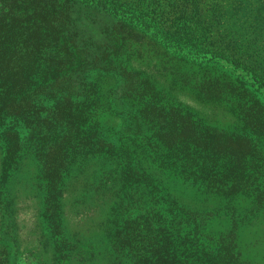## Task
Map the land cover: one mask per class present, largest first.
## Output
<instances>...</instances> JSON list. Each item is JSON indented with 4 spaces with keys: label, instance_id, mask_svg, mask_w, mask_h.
<instances>
[{
    "label": "rangeland",
    "instance_id": "obj_1",
    "mask_svg": "<svg viewBox=\"0 0 264 264\" xmlns=\"http://www.w3.org/2000/svg\"><path fill=\"white\" fill-rule=\"evenodd\" d=\"M109 1L112 8L92 3L86 10L72 0L78 37L90 36L93 49L91 44L103 41L100 27L115 23L118 42L110 57L126 66L131 83L154 88L161 103L177 106L200 129L229 144L232 155L219 164L234 171L242 189L228 194L202 189L166 165L155 148L144 155L127 138L121 143L135 149L137 164L155 175L186 214H212L211 232H229L231 217L244 257L264 264V0ZM93 77L100 99L93 118L117 129L120 120L108 98L118 78ZM90 153L76 156L69 167L59 199L62 229L53 236L41 221L39 166L28 152L18 158L0 204H8L4 220L14 243H7L6 253L0 247V264L5 259L7 264H131L139 259L147 238L143 218L152 200L140 186H123L120 158ZM1 166L0 148V175ZM122 225L126 234L113 233Z\"/></svg>",
    "mask_w": 264,
    "mask_h": 264
},
{
    "label": "trees",
    "instance_id": "obj_2",
    "mask_svg": "<svg viewBox=\"0 0 264 264\" xmlns=\"http://www.w3.org/2000/svg\"><path fill=\"white\" fill-rule=\"evenodd\" d=\"M78 1L86 10L92 3L112 8L109 0ZM71 2L0 0V204L6 195L3 185L16 161L30 153L40 170L41 221L50 236L56 235L63 224L62 183L75 157L90 149L120 158L123 186H140L152 200L142 223L146 246L131 264H251L233 232L231 217L229 232H211L208 223L213 215L186 214L155 175L137 164L133 152L137 146L144 155L155 148L183 179L228 194L242 189L234 171L219 164L232 155V147L200 129L177 106L161 103L154 88L137 80L131 83L126 66L110 57L118 42L115 23L100 27L103 41L91 44L93 49L90 36L80 39ZM94 74L118 78L108 98L120 120L117 129L93 118L100 100ZM124 137L133 143V150L121 143ZM7 207V203L0 205V247L4 251L14 243L4 220ZM112 231L123 236L127 227Z\"/></svg>",
    "mask_w": 264,
    "mask_h": 264
}]
</instances>
